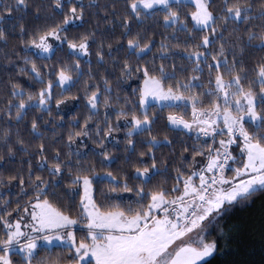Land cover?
<instances>
[{"label":"snow or ice","instance_id":"1","mask_svg":"<svg viewBox=\"0 0 264 264\" xmlns=\"http://www.w3.org/2000/svg\"><path fill=\"white\" fill-rule=\"evenodd\" d=\"M257 192L264 0H0V264H212Z\"/></svg>","mask_w":264,"mask_h":264},{"label":"trees","instance_id":"2","mask_svg":"<svg viewBox=\"0 0 264 264\" xmlns=\"http://www.w3.org/2000/svg\"><path fill=\"white\" fill-rule=\"evenodd\" d=\"M109 2L110 0H84L85 4H98L100 6L101 13L104 10V6ZM91 11L95 12L96 9L92 8ZM96 19V16L89 17L86 14L83 26H72L70 31H86L93 27ZM100 27L103 29L106 27V24L101 21ZM168 31L171 30L169 29ZM227 37L228 32H225V39H227ZM156 39L157 42H159L161 37L157 35ZM156 47H159V43H157ZM153 51H156V49L154 48ZM93 60H95V57H93ZM84 80H87V76L84 77ZM132 86L135 87V85ZM78 87L79 85H77V88ZM77 88H73L71 92H66L64 95L71 96L76 94ZM55 91L59 93L61 89L56 88ZM151 110L157 111L158 109L152 108ZM35 111H39V109H36ZM168 111L169 109H164V114H166ZM65 112L67 113L66 115ZM56 113L57 110L55 107H53V114L56 116V120H60L61 116H63L67 127H75L74 124L68 123L74 118H80L81 123H83L82 117L89 114L87 109L84 107L83 100L69 104L62 112L59 113V115ZM162 124L163 120L154 125V128L159 129ZM56 127L57 133L63 130L59 126ZM121 127H123V125ZM44 131L49 136L56 134L48 132L46 129ZM152 134L156 135V132H153ZM141 135L142 137H146L148 134L144 133ZM172 135H174V133ZM119 138L121 140L119 147H114L112 144H109V150L117 157V159L113 164L105 165L102 169H100L101 171L109 167L111 169H115L122 163V153L124 151L122 132L119 134ZM37 142L38 141H34L33 143ZM176 146L178 147V145ZM137 147L138 150H140L139 145ZM155 151H157V155H159L161 151L167 153L169 149L165 147L162 149H155ZM220 224L222 226L227 225L228 229H230V232L226 242L221 241L222 253L217 255L216 259L212 261V264H264V192L255 193L253 198H251L246 205L232 210L227 216L224 217Z\"/></svg>","mask_w":264,"mask_h":264}]
</instances>
